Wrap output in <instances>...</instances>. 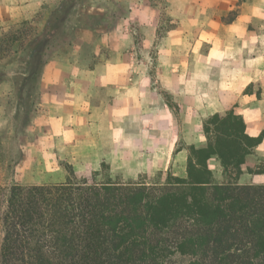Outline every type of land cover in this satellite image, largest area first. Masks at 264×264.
I'll return each instance as SVG.
<instances>
[{"label":"crops","instance_id":"obj_1","mask_svg":"<svg viewBox=\"0 0 264 264\" xmlns=\"http://www.w3.org/2000/svg\"><path fill=\"white\" fill-rule=\"evenodd\" d=\"M66 1L0 0V38L31 28L24 49L0 57V142L17 138L40 161L47 145L56 159L114 161L129 179H187L206 121L232 112L263 137L239 184L264 185V0H86L29 101L11 66ZM208 167L224 182L218 157Z\"/></svg>","mask_w":264,"mask_h":264},{"label":"trees","instance_id":"obj_2","mask_svg":"<svg viewBox=\"0 0 264 264\" xmlns=\"http://www.w3.org/2000/svg\"><path fill=\"white\" fill-rule=\"evenodd\" d=\"M63 21L35 40L27 71L39 62L40 76ZM204 131L208 144L190 148L187 179L98 182L68 166L64 183L0 188V264H264V185L239 184L263 137L248 136L232 112L211 117ZM213 157L222 183L208 167Z\"/></svg>","mask_w":264,"mask_h":264},{"label":"rangeland","instance_id":"obj_3","mask_svg":"<svg viewBox=\"0 0 264 264\" xmlns=\"http://www.w3.org/2000/svg\"><path fill=\"white\" fill-rule=\"evenodd\" d=\"M84 2H86V0H73L71 3L66 5L63 4L53 16L50 24L53 22L55 24L57 19L62 18L64 21L61 22V26L63 28L64 25L66 32L61 28L60 32L61 34L63 33V35L61 38L51 43L52 46L51 50L48 52L49 55L61 45L63 40L67 39L66 36L71 33L76 24H78L77 22L82 20L81 12ZM29 35H31V28L26 25L6 36L3 35L0 39V57L9 56L19 49H24L23 47L29 43L27 42ZM38 38L30 42L20 59L15 57V64L11 66L18 74L16 80L17 90L20 94L27 92L29 94L27 99H29V101L32 100V94H34L36 81L39 77L42 65L38 62L33 65L32 70L27 71L26 56L34 45L35 40ZM44 57V59L48 58L46 56ZM0 78H3V73H0ZM20 99L24 100L25 98L20 97ZM21 131L23 132V130ZM17 140L19 139L13 138L0 142V148L6 150L4 154L0 155V188L3 189L16 184L31 186L64 183L69 177L67 170L68 166L73 167L78 178L93 179L96 177L98 182H104L106 176H112L114 179L120 177V179L126 183L139 182L145 183L148 186L164 185L167 181L168 176L164 173H159L154 176L142 174L135 179L120 176L114 161L68 160L64 159V156H67L65 154H59L56 159L57 155L54 153L53 145H47V159L45 161H40L37 160V158L33 159L34 153H27L26 147H22L19 143L17 144ZM75 156L83 157L86 155H74V157Z\"/></svg>","mask_w":264,"mask_h":264}]
</instances>
